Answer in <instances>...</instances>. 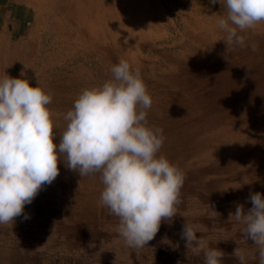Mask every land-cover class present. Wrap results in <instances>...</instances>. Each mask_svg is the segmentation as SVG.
Here are the masks:
<instances>
[{"label": "rangeland", "instance_id": "1", "mask_svg": "<svg viewBox=\"0 0 264 264\" xmlns=\"http://www.w3.org/2000/svg\"><path fill=\"white\" fill-rule=\"evenodd\" d=\"M26 3L24 31L15 35L0 28V78L30 75L27 80L37 87L38 76L53 99L64 100L60 108L49 105L63 128V116L82 90L112 79L110 68L128 60L140 68L153 99L149 125L164 130L158 155L166 154L188 174L199 172V180L191 178L193 188L181 189L177 214L161 222L154 239L133 249L118 234V218L99 202L100 174L82 178L61 158L58 177L14 222L0 225V264L32 263L35 255L43 264H204L203 252H188L181 239L187 222L198 227L206 247L225 253L221 264H239L233 255L238 247L245 264H258L254 241L245 239L243 224L229 222V213L243 206L247 214L250 195L264 197V107L256 106L264 98V22L241 33L258 51L227 52L226 33L217 25L225 9L211 0H104L101 8L96 0ZM82 27L97 28L98 38L80 35ZM176 75L184 79L175 83L188 91L171 87L169 77ZM231 97L239 102L215 111ZM54 132L58 145L62 132ZM176 154L187 156L177 164ZM200 181L219 186L204 187Z\"/></svg>", "mask_w": 264, "mask_h": 264}, {"label": "clouds", "instance_id": "2", "mask_svg": "<svg viewBox=\"0 0 264 264\" xmlns=\"http://www.w3.org/2000/svg\"><path fill=\"white\" fill-rule=\"evenodd\" d=\"M217 2L225 9L217 25L226 33L227 52L237 47L258 51L259 46L248 45L241 33L264 22V0H211ZM110 72L112 79L82 90L63 116V128L49 108L53 94L38 76L37 87L7 74L0 78V225L14 222L42 187L58 177L61 158L82 178L100 174L104 189L99 202L118 218V234L129 248L145 247L161 222L177 214L186 175L166 156L158 155L166 137L162 128L148 123L153 99L141 70L119 59ZM55 129L62 132L58 145ZM249 199L252 207L247 214L237 206L234 214L229 213V222L234 218L245 226L242 234L254 241L258 264H264V197L254 193ZM198 232L193 224L183 226L180 235L188 252H203L204 264H221L225 253L206 247ZM233 255L245 264L240 247Z\"/></svg>", "mask_w": 264, "mask_h": 264}, {"label": "crops", "instance_id": "3", "mask_svg": "<svg viewBox=\"0 0 264 264\" xmlns=\"http://www.w3.org/2000/svg\"><path fill=\"white\" fill-rule=\"evenodd\" d=\"M96 2L98 3V4L96 3L97 8H101V6L104 5V0H96ZM28 5L29 4L26 3V0H0V28L2 29L3 33L8 30V31H12L15 35H17V33H21L22 31L25 30L26 26H25V20H24L23 16L25 17L26 13L23 12V11H25L24 8L26 6H28ZM78 15H81V19L83 18V16H82L83 14L81 12H79ZM80 35H83L85 37H88V35H92V36L95 37V39H97L98 38V29L97 28L83 29V27H82V28H80ZM68 43L69 42L64 44L65 47L67 48V50L70 47V45ZM169 78H171V79L174 78V82L171 83V85H172L171 87L177 88V90L182 89L184 91H188L189 88H186V87H183V86L181 87V85H178V84L175 83L176 82L175 79L183 80L184 77H181V75H176V76H171ZM26 79H30V75H26ZM86 81L89 82V79L87 78ZM71 83H73V80H71ZM56 87H57V89L60 92L61 91L68 92L67 90L64 89V87H66L65 85L62 86L60 84H57ZM177 92L178 91H176V93ZM75 100L76 99H74V101ZM185 100H187V99H185ZM248 100H250V98H248ZM195 101H198V100L195 99ZM201 101H198V102H201ZM241 101H242V99H241ZM235 102L238 103L239 101H237V100L235 101L234 98L231 97V101H229L227 99V102L225 104H222V103L218 104L217 103L215 105L216 106L215 111L219 112L220 109L218 107L223 108L225 106H229L231 104H234ZM256 102H257L256 106L258 108H260V109L261 108L263 109V107H264V98L262 97L261 100L257 99ZM185 103L189 104V101H185ZM53 104L56 105L55 108H60L61 106L64 105V100H58V99L55 98V99H53V102L51 103L52 107H53ZM248 106H250V105H248ZM243 121L246 122L245 119ZM175 139H179V138H175ZM196 143L200 144L201 142H198L196 140L192 141V144L196 145ZM166 149H167V145H166ZM161 155H164V156L167 157L166 154H161ZM203 155H205V154H200V156H203ZM185 156H187V154H176V156H174V158H173V162L178 164V162ZM185 159H186V157H185ZM175 161H177V162H175ZM215 170H217V168ZM183 172L186 175V180H185V183H184L183 187H187L188 189H192L193 187L190 184V179L194 178L196 180H199V172L194 173V174H188V171H183ZM101 184H102V182H101ZM198 185H201V186H204V187H207V186L208 187H212L213 185H214L213 187L219 186L217 181H215V182H213L211 184H209V183H207L205 181H200V183Z\"/></svg>", "mask_w": 264, "mask_h": 264}, {"label": "trees", "instance_id": "4", "mask_svg": "<svg viewBox=\"0 0 264 264\" xmlns=\"http://www.w3.org/2000/svg\"><path fill=\"white\" fill-rule=\"evenodd\" d=\"M31 262L32 263H25V264H43L42 258L40 256H38V255H35L33 257V260H31ZM56 262H52L51 264H57Z\"/></svg>", "mask_w": 264, "mask_h": 264}]
</instances>
